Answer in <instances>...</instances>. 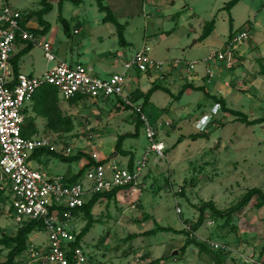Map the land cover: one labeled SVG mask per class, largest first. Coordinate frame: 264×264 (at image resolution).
I'll return each instance as SVG.
<instances>
[{
  "label": "rangeland",
  "instance_id": "obj_1",
  "mask_svg": "<svg viewBox=\"0 0 264 264\" xmlns=\"http://www.w3.org/2000/svg\"><path fill=\"white\" fill-rule=\"evenodd\" d=\"M6 1L25 17L44 8L41 0H0V3ZM59 1L51 0L54 8L44 15L50 23V29L36 35L52 44L59 59L71 64L83 60L89 67L93 66V73L101 78H108L117 66L119 72L124 71L125 62L147 45L152 48L150 55L157 59L197 61L192 74L198 73L201 78L207 77L208 70L213 69L215 75L210 78L211 82L207 78L202 79L213 90L214 84L220 81V64L225 61L216 59L208 62L207 58L213 51L225 49L224 43L230 40L231 33L236 34L258 20L262 21L263 28L256 25L253 30L251 27L253 33L236 49L242 50L249 44H260L264 40V0H240L230 11L224 7L231 0H106V4L126 27V36L130 41L126 48L118 43L115 24L103 21L106 13L99 10L96 0H84L80 5L70 0L64 2L63 16L71 26V33L67 35L59 19ZM181 14L184 16L178 25ZM213 19H216L215 30L209 38L201 40L205 26ZM30 25L38 30L43 27L37 16L31 19ZM163 31L166 33L161 35ZM99 36L104 37L103 43ZM17 43L15 52L19 53L23 46ZM33 45V49L22 60L27 74L39 76L55 62L48 63L44 48L38 43ZM84 47L91 52L88 60L82 59ZM104 51H109L107 56L101 55ZM100 56L108 61H100ZM115 57L120 59V63L114 66L109 60ZM236 57L233 65L238 62ZM186 69L185 64L179 68L187 75ZM257 85L258 89L253 88V91L249 89L250 85H242L247 89L232 95L222 91L228 100L227 105L246 112L252 119L264 117V83ZM127 91L128 88L125 89ZM174 92L179 93L178 87H174ZM210 98L205 91L190 89L181 99L175 100L178 106H188L193 114L185 113V116L192 120L197 115L192 105L204 103L208 106L204 105L203 112H198L197 120H186L180 124L181 128H172L176 126L172 122L170 134H164L165 128L169 127L163 125L159 128L160 137L166 135L171 138H165L170 147L163 159H158L155 153H148L150 142L145 126L138 137L125 140V148L136 149V161L144 159L148 153L144 173L150 168L154 169L151 172L155 174V180L150 185V191L142 194L145 206L140 203L142 201L131 198L123 207L113 204L105 207L101 203L94 208L93 212L99 221L83 242L88 264L98 260L101 264H143L162 256L170 259L165 264H216L211 255L201 251L195 244L190 245L185 252L181 251L187 241L186 231H191V225L198 220L199 206L203 202L214 200L219 208L226 209L237 203L248 189L260 187L264 190V122L247 125L237 121ZM60 99L64 113L74 122V130L61 134L50 130L47 123L39 127L41 133L54 141L57 146L55 151L67 156L83 152L93 157L96 153L97 157L109 159V164L125 166L127 157L119 154L114 158L116 155L113 153L120 135L136 131L137 118L134 119V116L137 111L129 116V110L119 109L121 103L116 98L97 101L84 99L74 103ZM152 100L145 106L143 113L151 123H155L161 120L162 107L169 106L174 98L161 90ZM27 106L31 107V102ZM137 106L141 107V104ZM203 113L207 114L204 116ZM167 118L175 123L177 121L172 114ZM165 120L164 117L161 121ZM196 130L210 135L198 139L187 137L181 148H174L182 133ZM43 134L40 135L45 137ZM42 159L41 163L32 156L31 165L38 169L41 164L42 170L50 176L63 175L70 170L80 171L82 164H89L86 157L66 162L54 152H47ZM164 187V191L156 192L158 188L161 190ZM256 203L257 198H254L243 213L235 215L229 226L224 225V219L212 218L208 211L206 221L196 233L198 239L227 246L230 254L226 264H264V207L258 209ZM9 207V203H0V237L3 233L14 234L19 227ZM86 223L84 215L78 214L74 219L75 230L81 231ZM157 224L185 231L129 238V235L151 230ZM30 240L45 244L48 242V233L44 230L35 231L30 235ZM8 253L9 248L0 245V264L6 261Z\"/></svg>",
  "mask_w": 264,
  "mask_h": 264
},
{
  "label": "built area",
  "instance_id": "obj_2",
  "mask_svg": "<svg viewBox=\"0 0 264 264\" xmlns=\"http://www.w3.org/2000/svg\"><path fill=\"white\" fill-rule=\"evenodd\" d=\"M23 18V13L7 1L0 3V180L9 196V208L13 210L15 221H42L48 233V242L36 244L30 240V245L17 264H88L83 242L76 245L80 231L75 230L74 219L77 214L74 211L83 207L95 194L137 186L143 177L148 153H155L159 159H163L167 145L160 138L159 125L151 123L143 114L145 132L150 142V149L144 159L136 161L133 168L109 164L110 161L93 165L83 178L72 183L70 177L50 176L46 171L32 167L30 159L37 150L50 148L55 151L57 146L47 137L23 135L27 104L32 102L40 88L53 85L66 101L77 98L79 101H97L119 97L135 106L125 92L127 77L132 69L143 73H160L168 68L179 69L184 64L193 69L197 61L160 60L150 55L152 48L146 45L125 62L124 71L101 78L83 63L71 64L59 59L49 41L40 39L29 23L22 24ZM250 35L251 28L245 27L229 40L225 49L213 51L207 61L219 59L234 64L237 60V45ZM19 38L41 45L48 63L55 64L39 76L15 73L12 58ZM208 74L213 77L214 70L209 69ZM166 124L170 125V122ZM205 241L215 249L229 250L219 242Z\"/></svg>",
  "mask_w": 264,
  "mask_h": 264
},
{
  "label": "trees",
  "instance_id": "obj_3",
  "mask_svg": "<svg viewBox=\"0 0 264 264\" xmlns=\"http://www.w3.org/2000/svg\"><path fill=\"white\" fill-rule=\"evenodd\" d=\"M66 0H60L59 1V19L63 24L65 33L69 35L71 33V26L70 22L63 16V7H64V2ZM76 5H80L84 0H70ZM240 0H231L228 2V4L224 7V9H227L230 11L235 5L239 3ZM98 8L101 12H105L106 16L103 18L104 22H112L115 24L117 33H118V38H119V43L121 46L127 47L129 44L128 41L126 40L125 37V25L122 24L112 8L106 4V0H96ZM41 3L43 4L44 8L37 12H31L28 14L27 17L24 16L22 24H27L28 22L31 21V19L34 16H37V19L39 23L43 26L41 30H38L37 28H31L34 33L38 32H43L46 33L50 29V23L44 18V15L49 13L50 11L53 10L54 5L51 2V0H41ZM231 26L233 24V19H230ZM216 28V19H213L212 21L208 22L207 25L205 26V29L203 31V34L201 35L200 39L205 40L210 37V35L213 33V31ZM231 32H233V29L231 28ZM235 36V32L230 34V39H232ZM33 43H28L26 48L20 51L18 54L14 55L12 58V63H13V68L14 72L18 73L19 72V61L20 59L29 53L33 49ZM260 74L264 75V64L262 63L260 66ZM187 89H194V90H199V91H205V87H195L193 84H185L182 88V90L177 94L174 95L171 90L167 87H165L162 84H156L154 85L150 90H148L146 93L141 92L139 90H136L134 92L135 98L134 101H138V99L143 98L144 101L141 105V108L137 110V122H136V131L134 133H126L122 134L118 137L117 143H116V148L113 153V155H130V152L126 149H124V143L125 140L131 137H138L140 135V130L141 128L145 125L144 120L142 119L143 110L145 106H147L150 103L151 96L158 90H163L170 95H172L174 98L179 99L182 97L184 92ZM207 93V92H206ZM217 104L221 106V109L224 112L230 113L231 115H234L236 117L237 121H242L243 123L247 125H254L258 123L264 122V117L257 118L254 120H250L248 114L236 110L234 108H230L227 106V102L224 98H219L215 95H211L207 93ZM113 98V97H112ZM109 98V99H112ZM115 99V98H114ZM117 101L120 102L119 109H132L133 107L129 104H127L123 99L116 97ZM76 101H79V99H72L69 100V102L74 103ZM33 105L31 107L27 106L24 110L26 114V124L24 125L23 128V135L26 137H32L38 133V127L36 124V117L33 115H30L31 113H35L36 116H43L47 119V127L52 130L53 132L57 133H67L71 132L74 130L75 125L73 120L64 113V111L61 108V99L59 96V91L58 89L53 86V85H45L42 88L38 90V92L35 94L33 100ZM210 134L207 132H197L194 134H190L188 136L181 135L179 137L178 142L175 144L181 143L185 138H201V137H207ZM45 153V152H54L57 156H59L63 161L66 162H74V161H79L83 157H86L89 159V164L85 165L76 175H73L69 181L74 183L79 181L81 178L84 177L87 169L93 165H102L105 164L109 161V159L101 160V161H96L94 157L83 153L79 152L76 155L73 156H67L65 154H60L57 153L54 150H50L48 148H42L37 150L34 154L36 153ZM33 154V155H34ZM134 156H131L129 167L133 168L134 167ZM130 187V186H128ZM121 189L116 188L112 191L101 193V194H95L93 195L88 202L81 208L76 209L74 211L75 214H80L82 213L87 220L86 225L84 228L80 231V233L77 235V241L76 245H79L83 242L84 237L90 232L94 224L96 223V218L94 217L93 214V208L95 205L98 203L100 199L106 198V199H113V197L117 194V192ZM257 198V203L255 206L258 209H261L264 207V190L260 187H253L250 188L246 191V193L241 197V199L233 204L232 206L226 208V209H221L217 206L214 200H210L207 202H203L199 206V218L198 220L191 225V231H186L185 233L187 234V241L182 247V252H185L186 249L192 245L195 244L197 245L201 251L208 253L209 255L212 256L213 260L215 261L216 264H226V260L229 257L230 251L226 250H215V248L209 244L206 241H200L196 235L197 231L203 226L204 222L206 221L208 214L207 212H210V215L214 219H224V225L229 226L231 223H233V218L235 215H239L244 212L246 207L251 203V201ZM9 202V196L7 195L6 189L0 180V203L7 204ZM10 212L13 213V210L10 209ZM19 227L17 228L16 232L14 234H8V233H3L2 236L0 237V245L5 246L6 248H9V253L7 256L6 261H4L2 264H17L18 259L22 256V254L27 250L28 246L30 245V235L35 232V231H45L44 225L42 221L39 220H28L24 221L23 223H18ZM185 230H177L171 226H164L157 224L155 228L151 230H147L142 233H134L132 235H129L130 239L137 238L139 236H153L156 235L159 232H175V233H184ZM168 257H163V258H158L156 260H153L149 262L148 264H161L163 261L168 260Z\"/></svg>",
  "mask_w": 264,
  "mask_h": 264
},
{
  "label": "crops",
  "instance_id": "obj_4",
  "mask_svg": "<svg viewBox=\"0 0 264 264\" xmlns=\"http://www.w3.org/2000/svg\"><path fill=\"white\" fill-rule=\"evenodd\" d=\"M146 1H149V0H146ZM151 1H154V0H151ZM187 10H188V8H186ZM185 9V10H186ZM181 13H182V11H181ZM183 16L184 15H180V18H179V21H178V25H179V23H180V20L183 18ZM176 17V16H175ZM31 22V21H30ZM30 22H28L29 23V25H30ZM106 24H108V23H106ZM251 25H250V28L252 27V29L254 30V28H255V26L256 25H258V26H260V27H262L263 28V24H262V21H255L254 23L253 22H251L250 23ZM30 27L31 28H35V27H32L31 25H30ZM42 28V27H41ZM77 30V29H76ZM117 30V29H116ZM166 32L165 31H163L162 33H161V35H163V34H165ZM253 33V32H252ZM251 33V34H252ZM117 37H118V33H117ZM125 37H126V40L128 41V43H130V41L127 39V36H126V27H125ZM99 39H100V42L101 43H103L104 42V37H102V36H99L98 37ZM206 40V39H205ZM199 40H197L196 42H198ZM229 42V39H227L226 41H225V43H224V45H226L227 43ZM118 43H119V38H118ZM17 44H19L20 46H21V44H22V48L20 49V51H22L23 49H25L26 48V46H27V43L25 44V41L24 40H22L21 38H19V40H18V43ZM120 44V43H119ZM223 45V46H224ZM126 48V47H125ZM125 48H123L122 49V51H124V49ZM108 52L109 51H104V52H102L101 53V55L102 54H105V56H107L108 55ZM237 56H238V62L235 64V65H233V64H229V63H227L226 61L225 62H223V63H221L220 65V70H219V72H220V74H221V77H220V81H218L216 84H214L215 85V87H213V90H210L203 82H202V79L204 78H207L208 79V82H211V77L209 76V75H207V77L206 76H204V77H202L201 78V76L198 74V73H195V74H192V69H189V68H187L186 70H187V75H185L181 70H179V69H173V70H171L170 68H168V69H166L165 71H163V72H148V73H143V72H141V71H139V70H137V69H132L130 72H129V74H128V77H127V85H126V88H128V90L129 91H127L126 92V94H128L129 96H130V98L133 100V102L135 103V106H132L133 108L132 109H129V111H130V113L131 114H129V116L130 115H133V111H137V110H139L141 107H139V106H137V104L139 105V104H141L142 105V103H143V101H144V99L143 98H140V99H138V101H134V98H135V96L136 95H134V92L136 91V90H139V91H141V92H144V93H146L148 90H150L154 85H156V84H162V85H164L165 87H167V88H169L170 90H171V92L174 94V95H177L175 92H174V87H178V89H179V92L182 90V88H183V86L185 85V84H193L195 87H205V89H206V92L207 93H209V94H211V95H215V96H217V97H219V98H224L225 100H226V102H228V100L226 99V97L223 95V92L222 91H224V92H226L227 94H235V93H238V91L240 90H244V89H247V88H245V87H242V85H250L251 86V88H249V89H252L251 91H253L254 89H258L257 87H258V83H260V84H262V83H264V79H263V76L264 75H262V74H260V66H261V64L263 63L264 64V40L259 44L258 42L255 44V45H251V44H249V45H247L244 49H239L237 52ZM16 54H18L17 52H15V55ZM90 54H91V52H90V49L89 48H86V47H84L83 48V51H82V59L83 58H85L86 60H88L89 58H90ZM112 54V53H111ZM117 54L119 55V53L117 52ZM26 55H28V54H26ZM26 55H24L23 57H25ZM22 57V58H23ZM104 56H100L99 57V60L101 61V60H104V62H106V61H108V59H104L103 58ZM22 58L20 59V61H19V64H18V66H19V72H25L26 73V70H25V62H23V60H22ZM129 59V58H128ZM127 59V60H128ZM161 60V59H160ZM165 61V60H164ZM168 61H171V60H168ZM109 62L111 63V64H114V66L115 65H119V63H120V59L118 58V57H115L114 59H110L109 60ZM79 63H83V64H85L84 62H83V60H82V62H80L79 61ZM86 65V64H85ZM255 65H257V66H255ZM88 66V65H87ZM234 66V67H233ZM92 69H93V71H94V67L93 66H90ZM195 68V67H194ZM193 68V69H194ZM116 72H119V68H118V66L117 67H115L114 68V70H113V72L112 73H110L111 75L113 74V73H116ZM247 87V86H246ZM249 87V86H248ZM254 88V89H253ZM188 90H190V89H187L185 92H184V94L182 95V97L188 92ZM159 91H161V90H158V91H156L152 96H151V99H150V103L153 101L152 100V98H153V96L157 93V92H159ZM197 91H199V90H197ZM219 92H221V95H220V93ZM255 92V91H254ZM167 93V92H166ZM249 93V92H248ZM169 96H171L172 97V99L174 98L172 95H170L169 93H167ZM181 97V98H182ZM181 98H179V99H181ZM210 99H212V98H210ZM82 100H84V99H82ZM175 100H176V98H174V100H171L170 101V105L168 106V105H165V106H163L162 107V109L160 110V113H161V120H163V118L165 117V121L164 122H162L161 120H156L155 121V123H157L158 125H159V128H161V126H163V125H165L166 127H171V123L173 122L176 126H172V128H176V127H179V128H181L182 127V125H180V124H183V122L184 121H186V120H192V118L191 119H187L186 118V116H185V113H187L188 115H192L193 113H191L190 112V110L187 108L188 106H184V105H182V106H178V105H176L175 104ZM212 101H214L213 99H212ZM215 102V101H214ZM149 103V104H150ZM216 103V102H215ZM33 105V102H31V106ZM204 105L205 106H208V105H206V104H204V103H198V104H196V105H192L193 107H192V109H194V113H196L197 112V115H198V112H199V114L201 113V112H203L202 110H204ZM228 106V105H227ZM213 107V106H212ZM214 107H216L215 105H214ZM228 107H230V106H228ZM61 108H62V110H63V106H62V103H61ZM230 108H232V107H230ZM235 109V108H234ZM236 110H238V109H236ZM240 111H242V110H240ZM205 112V111H204ZM242 112H244V111H242ZM244 113H246V112H244ZM170 114H172V115H175L176 116V118H177V121H176V123H175V121H173V120H171V119H168L167 117H168V115H170ZM204 114V113H203ZM205 114H207V113H205ZM205 114H204V116H205ZM247 114V113H246ZM32 115L33 116H35L36 117V124H37V127H38V133L36 134V135H38L39 137H42L40 134H43V133H41L40 132V129H39V127H40V125L42 124V123H44V124H46L47 123V119L45 118V117H43V116H36V114L35 113H32ZM196 115V117L193 119V120H197L199 117ZM137 117V115L136 116H134V119ZM232 117H234L235 119H236V117L234 116V115H232ZM261 118V117H260ZM255 119H257V118H255ZM192 120V121H193ZM250 120H254V119H252V118H250ZM136 122H137V119L135 120ZM191 121V122H192ZM233 122H235L234 120H232ZM167 122H170V125H167L166 123ZM193 125V128H194V122L192 123ZM184 125H186V123H184ZM172 128H170V129H168V128H165V130H164V134L166 133V134H170V133H172V131H171V129ZM195 129V128H194ZM197 131V130H196ZM197 132H204V131H197ZM197 132H189V133H182L181 135H185V136H188V135H190V134H194V133H197ZM159 133H161L160 132V129H159ZM162 134H163V132H162ZM163 134V135H164ZM44 135V134H43ZM180 135V136H181ZM35 136V135H34ZM45 136V135H44ZM46 137V136H45ZM165 143H166V145H167V149L170 147L169 146V142H168V140H166L165 141V138H167V136L165 135L164 137H160ZM168 138H170V137H168ZM167 138V139H168ZM171 139V138H170ZM187 138H185L181 143H179V144H177V145H175L174 144V148L175 147H179V148H181L182 147V145H183V143H184V141L186 140ZM178 140H179V138H178ZM178 142V141H177ZM135 147H137V145H135ZM124 149H126V150H128L129 152H130V155H127L126 157H127V160H126V162H125V165H129V163H130V159H131V156L133 155L134 156V160H135V162H136V158H137V155L135 154V148L133 149V148H125L124 147ZM167 151V150H166ZM47 152H45V153H36V154H34L33 156H35V157H37L39 160H40V162L42 163L43 162V157L45 156V154H46ZM119 155H116L114 158H117ZM125 156V155H124ZM93 157H94V159L96 160V161H101V160H105L106 158H101V157H97V155H96V153H95V155H93ZM175 157H178V156H175ZM190 157H191V155H190ZM173 158V157H172ZM159 159V158H158ZM158 159H156V161L158 162L159 160ZM83 166H82V168L85 166L84 164H82ZM38 169H43V167H42V165L41 164H39V168ZM153 171H155L154 169H152V168H150L147 172H145L144 174H143V177H142V179H141V181H140V183L137 185V186H130V187H128V186H125V187H121V189L117 192V194L113 197V199H106V198H103V199H100L99 201H98V203L95 205V207L96 206H98V205H101V203H103V205L102 206H109V205H116V206H118V207H123V205L124 204H126L131 198L132 199H135V200H139V201H142V202H140V203H142L143 205H144V201H143V199H142V194L143 193H145L146 191H150V185H151V183L152 182H154V180H155V174H152V172ZM79 172V170H70V171H68L67 173H65V174H63V175H65V176H67V177H72L73 175H76L77 173ZM49 174V173H48ZM52 176V175H51ZM54 176V175H53ZM152 176H154V178L152 177ZM172 185H173V183H172ZM167 187V186H166ZM173 188H174V186H173ZM161 189V188H160ZM164 189H165V187L164 188H162L161 190H159V188L157 189L158 191H156V192H158V193H160V192H162V191H164ZM153 191H155V190H153ZM145 206V205H144ZM94 207V208H95ZM94 208H93V211H94ZM101 208V207H100ZM115 209V208H114ZM93 214H94V212H93ZM94 217L96 218V223L99 221L98 220V218L95 216V214H94ZM95 223V224H96ZM94 224V225H95ZM94 227V226H93ZM92 227V228H93ZM174 228V227H173ZM175 229H177V228H175ZM177 230H180V229H177ZM91 231V230H90ZM175 233V232H174ZM89 234V233H88ZM87 234V235H88ZM178 234V233H177ZM86 235V236H87ZM86 236L84 237V239H83V242H84V240H85V238H86ZM140 237V236H139ZM178 251H176L175 253H177ZM166 256V255H165ZM164 256H162V257H157V258H154V259H152L151 261H153V260H156V259H158V258H163ZM169 258V257H168ZM97 260H98V258H97ZM168 260H170V259H168ZM168 260H166V262H168ZM150 261V262H151ZM93 264H101V261L100 260H98V261H96V262H92ZM91 263V264H92ZM149 262H145V263H143V264H148ZM161 264H165V261H163Z\"/></svg>",
  "mask_w": 264,
  "mask_h": 264
}]
</instances>
